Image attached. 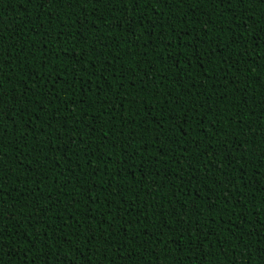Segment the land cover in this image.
Segmentation results:
<instances>
[{
	"label": "trees",
	"instance_id": "1",
	"mask_svg": "<svg viewBox=\"0 0 264 264\" xmlns=\"http://www.w3.org/2000/svg\"><path fill=\"white\" fill-rule=\"evenodd\" d=\"M0 89V264H264V0H0Z\"/></svg>",
	"mask_w": 264,
	"mask_h": 264
},
{
	"label": "snow or ice",
	"instance_id": "2",
	"mask_svg": "<svg viewBox=\"0 0 264 264\" xmlns=\"http://www.w3.org/2000/svg\"><path fill=\"white\" fill-rule=\"evenodd\" d=\"M129 2H131V0H129ZM147 2V0H145V3ZM231 6V5H230ZM0 92H3V89H0ZM6 95V94H5ZM107 136V134L105 133V137ZM185 151L187 152V149H185ZM264 226V225H262Z\"/></svg>",
	"mask_w": 264,
	"mask_h": 264
}]
</instances>
